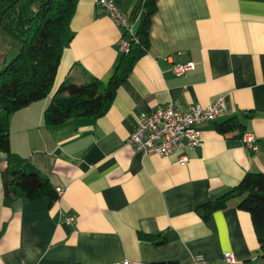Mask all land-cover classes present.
Segmentation results:
<instances>
[{
  "label": "crops",
  "instance_id": "1",
  "mask_svg": "<svg viewBox=\"0 0 264 264\" xmlns=\"http://www.w3.org/2000/svg\"><path fill=\"white\" fill-rule=\"evenodd\" d=\"M131 19L139 0H113ZM149 50L117 89L108 112L47 127L44 112L64 82L106 84L122 30L97 6L78 0L50 94L10 117L11 151L55 190L24 200L10 190L0 153V264H264L241 198L203 219L199 206L232 189L247 173L264 174V0H157ZM140 20L134 22L137 31ZM17 46L15 47V52ZM195 63L177 76L175 63ZM223 97L227 110L198 125L201 143L168 157L136 153L128 139L139 118L169 102L181 110ZM238 117L259 144L253 153L217 125ZM75 216L72 225L63 217ZM140 235L147 238H141ZM166 235L168 240H155Z\"/></svg>",
  "mask_w": 264,
  "mask_h": 264
},
{
  "label": "trees",
  "instance_id": "2",
  "mask_svg": "<svg viewBox=\"0 0 264 264\" xmlns=\"http://www.w3.org/2000/svg\"><path fill=\"white\" fill-rule=\"evenodd\" d=\"M14 1L0 0V15ZM21 1L5 11L0 20V30L18 44L13 57H6L0 63V153L7 157L5 172L12 178V193L24 200L48 196L51 202H55L58 197L47 178L11 151L9 122L13 113L50 94L78 0H42L31 17H25L18 9ZM156 1H138L131 19L134 21L140 14V24L134 34L136 41L130 42L128 52L119 51L106 84L91 78L81 84L64 82L59 87L44 112L47 127L76 118L98 119L108 112L117 89L136 61L149 50L151 18L157 8ZM236 129L239 132L235 138L241 139L244 135L243 124L238 117L217 125L218 132L223 135ZM233 198H241L238 209L249 213L260 244V257L264 260V174L247 173L238 185L199 206L197 212L207 219L212 213L225 209ZM140 237L147 238L143 235ZM167 240L168 237L162 235L155 242L162 244ZM157 264L179 263L167 261Z\"/></svg>",
  "mask_w": 264,
  "mask_h": 264
},
{
  "label": "built area",
  "instance_id": "3",
  "mask_svg": "<svg viewBox=\"0 0 264 264\" xmlns=\"http://www.w3.org/2000/svg\"><path fill=\"white\" fill-rule=\"evenodd\" d=\"M98 8L107 15L113 23L122 30L121 38L118 42L119 51L128 52L131 41H136L134 32L135 20L121 10L113 0H97ZM125 33V37L123 36ZM195 69V63H175L172 72L177 76ZM227 110L223 97H218L207 106L195 104L181 110L174 103L169 102L161 108L156 109L149 115L139 118L137 125L128 139L129 145L136 153L168 157L173 154L179 155V162L184 164L188 161L187 152L194 150L201 143V133L198 125L215 120L219 115ZM242 141L253 153L259 152V144L252 135L244 134ZM57 197L63 195L61 188L55 189ZM63 222L72 225L75 222L74 215L63 217ZM227 264H236L237 259L233 253L226 252L222 257ZM116 264H133L129 260H123ZM193 264H211L203 256L197 255Z\"/></svg>",
  "mask_w": 264,
  "mask_h": 264
},
{
  "label": "rangeland",
  "instance_id": "4",
  "mask_svg": "<svg viewBox=\"0 0 264 264\" xmlns=\"http://www.w3.org/2000/svg\"><path fill=\"white\" fill-rule=\"evenodd\" d=\"M40 3H42V0H22L17 6L25 17H31L34 15L35 7ZM17 45L12 37L0 30V63L6 57L8 59L13 57Z\"/></svg>",
  "mask_w": 264,
  "mask_h": 264
},
{
  "label": "water",
  "instance_id": "5",
  "mask_svg": "<svg viewBox=\"0 0 264 264\" xmlns=\"http://www.w3.org/2000/svg\"><path fill=\"white\" fill-rule=\"evenodd\" d=\"M18 1H19V0H15L13 3H11L10 5H8V6L5 8V10L3 11V13H4L5 11H7L9 8H11L12 6H14ZM3 13L0 15V20H1V18H2Z\"/></svg>",
  "mask_w": 264,
  "mask_h": 264
}]
</instances>
